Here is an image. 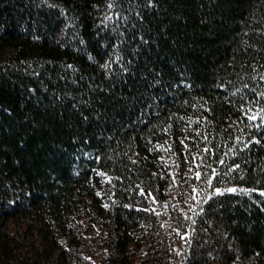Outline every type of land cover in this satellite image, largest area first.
Returning a JSON list of instances; mask_svg holds the SVG:
<instances>
[{
    "label": "trees",
    "instance_id": "16d2710c",
    "mask_svg": "<svg viewBox=\"0 0 264 264\" xmlns=\"http://www.w3.org/2000/svg\"><path fill=\"white\" fill-rule=\"evenodd\" d=\"M262 191L264 0H0V264H264Z\"/></svg>",
    "mask_w": 264,
    "mask_h": 264
},
{
    "label": "snow or ice",
    "instance_id": "6c2138e0",
    "mask_svg": "<svg viewBox=\"0 0 264 264\" xmlns=\"http://www.w3.org/2000/svg\"><path fill=\"white\" fill-rule=\"evenodd\" d=\"M108 6H109V7H112L111 4H109ZM247 118H248L249 120H255V119H257L258 117H256L255 115H250V116H248ZM197 135H199V133H197ZM254 143L259 144L260 141H259V140H256V141H254ZM185 147H187V145H185ZM205 151H207V149H206ZM220 163L223 164V161H220ZM236 167H239V165H237ZM213 171H215V170L213 169ZM101 175H103V174L101 173ZM196 175H197V179H199V178H200V174L197 173ZM208 184L211 185V180L208 181ZM227 191L232 192V193H235V192L237 191V189H235V188H230V189H228ZM142 194H143V193H142ZM217 194H223V193H222L219 189H217ZM260 195L264 196V192H261ZM210 198H211V197H209V199H210Z\"/></svg>",
    "mask_w": 264,
    "mask_h": 264
},
{
    "label": "rangeland",
    "instance_id": "374dc122",
    "mask_svg": "<svg viewBox=\"0 0 264 264\" xmlns=\"http://www.w3.org/2000/svg\"><path fill=\"white\" fill-rule=\"evenodd\" d=\"M262 192H264V191H262Z\"/></svg>",
    "mask_w": 264,
    "mask_h": 264
}]
</instances>
